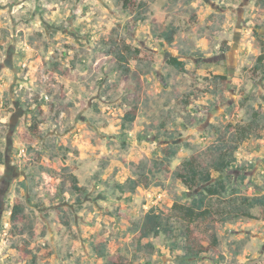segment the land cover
Listing matches in <instances>:
<instances>
[{"label": "rangeland", "instance_id": "rangeland-1", "mask_svg": "<svg viewBox=\"0 0 264 264\" xmlns=\"http://www.w3.org/2000/svg\"><path fill=\"white\" fill-rule=\"evenodd\" d=\"M137 1L143 19L134 22L117 0H0V264H102L96 238L127 264H264V208L220 222L229 200L264 194V74L252 73L264 0ZM170 29L167 44L160 36ZM114 40L128 48L127 76L107 55ZM170 57L183 71L166 64ZM136 86L138 113L122 129L123 97ZM249 122L224 174L227 194L209 199L213 218L170 219V236L138 239L147 211L170 217L174 203L198 193L173 178L177 167L226 124ZM138 178L131 193L126 182ZM15 201L25 221L12 229Z\"/></svg>", "mask_w": 264, "mask_h": 264}, {"label": "trees", "instance_id": "trees-1", "mask_svg": "<svg viewBox=\"0 0 264 264\" xmlns=\"http://www.w3.org/2000/svg\"><path fill=\"white\" fill-rule=\"evenodd\" d=\"M120 3L121 8L128 12L130 15L136 16L134 22L143 19L140 17V11L142 4L137 0H117ZM175 35V29L161 32V38L167 43L173 42V36ZM109 52L107 55L111 56L117 65V70L120 74L127 76L129 68L127 66V58L125 53L128 48L124 50L119 46L116 41H110ZM125 52V53H124ZM166 64L173 67L177 71L181 72L184 69V63L177 60L174 57H170L166 60ZM60 68V69H59ZM56 71L65 78L71 79V74L68 69H62L59 65H55ZM253 75L264 74V46L260 47V53L255 59V63L252 67ZM137 86L135 88L128 87V91L123 97V102L127 107L122 117V129L131 125L138 113L139 98L137 96ZM249 122L245 125H233L231 123L226 124L223 131H221L214 142L206 148V150L198 155L191 156L189 159L184 160L177 169L173 172V178L178 181L183 187L189 191L199 190L196 196L191 200L189 205H181L174 203L170 208L172 215L167 216L163 211L157 209H150L142 217L138 228V239H150L157 238L160 235L170 236L172 228L169 225L170 219H179L181 222H187L188 225L194 222H205L208 219L213 218L212 206L209 203L211 198L223 197L227 194V183L225 182L224 174L235 164V152L238 146L247 139L252 133V124ZM37 126L32 123L30 126V132L36 133ZM175 152L171 151L169 155L164 156V160L169 164L170 159L174 157ZM244 168H241L239 172H243ZM212 173L221 175L220 178L212 180ZM244 179V177H241ZM147 178H144V187L148 186ZM74 183V189L78 190L76 178H72ZM141 185V179H128L126 186L128 190L133 193L136 188ZM125 188L124 185H117L116 189L122 191ZM227 210L222 214L223 218L221 223L233 222L242 218H251L250 211L256 207L264 208V194L259 197H241L237 200H229L226 204ZM9 221L12 229H17V225L23 224L25 221V206L15 201L10 210ZM187 226H182L184 231H181L182 237L186 236L189 232ZM182 228V229H183ZM92 250L97 259H102V264H127L121 261V257L116 254H108L105 248V241L101 239H94ZM148 248L152 250V245L148 244ZM180 249L183 252L184 257L195 259L198 257V252H194L189 246H181ZM21 253V252H20ZM24 259H30L32 263H35L36 257L31 256L30 251L22 252ZM31 256V257H30Z\"/></svg>", "mask_w": 264, "mask_h": 264}]
</instances>
